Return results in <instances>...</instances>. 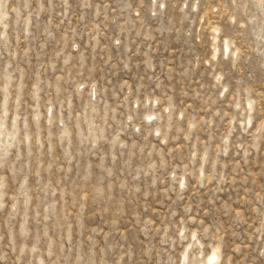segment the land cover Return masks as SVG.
Returning <instances> with one entry per match:
<instances>
[{"label": "rangeland", "instance_id": "rangeland-1", "mask_svg": "<svg viewBox=\"0 0 264 264\" xmlns=\"http://www.w3.org/2000/svg\"><path fill=\"white\" fill-rule=\"evenodd\" d=\"M0 124V264H264V0H0Z\"/></svg>", "mask_w": 264, "mask_h": 264}, {"label": "bare ground", "instance_id": "bare-ground-1", "mask_svg": "<svg viewBox=\"0 0 264 264\" xmlns=\"http://www.w3.org/2000/svg\"><path fill=\"white\" fill-rule=\"evenodd\" d=\"M161 3H163L162 1H160ZM257 2L262 5V2L263 0H257ZM218 28H214V33L212 35V55L215 56L218 52V45L216 44L217 40H218ZM230 41L227 39V38H224L222 40V44H221V49H222V54H227L228 51H232V53L234 52V50H230ZM237 52V50H236ZM237 54V53H236ZM246 106L248 107L249 110H251L252 108V101L248 100V102H246ZM246 108V107H245ZM247 110V109H246ZM250 112V111H249ZM154 115V113H152ZM151 114H147V116H150ZM157 115V114H156ZM155 115V116H156ZM250 119V115H248V117ZM150 118H148L149 120ZM248 119V120H249ZM0 126H2V124H0ZM261 127H259L258 129H260ZM8 135V134H7ZM183 181H181L182 183ZM195 241V240H194ZM194 241L191 242V246L193 245ZM186 245V244H185ZM219 244L215 245L213 247V250L212 252L209 254L208 256V263H214L215 261H217L218 259V251H219ZM190 262V257H189V251H188V248H186L184 251H183V259H182V264H189ZM198 264H203L202 260H198Z\"/></svg>", "mask_w": 264, "mask_h": 264}]
</instances>
